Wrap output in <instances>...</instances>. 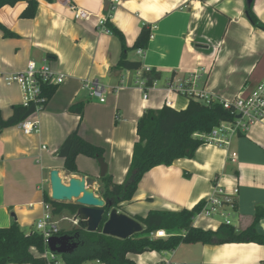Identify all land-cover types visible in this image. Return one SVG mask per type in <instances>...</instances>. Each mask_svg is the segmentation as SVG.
Masks as SVG:
<instances>
[{"label":"crops","instance_id":"obj_1","mask_svg":"<svg viewBox=\"0 0 264 264\" xmlns=\"http://www.w3.org/2000/svg\"><path fill=\"white\" fill-rule=\"evenodd\" d=\"M38 0L36 16L23 19L25 2L0 9V112L3 119L23 98L16 86H6L2 75L17 73L29 62L47 59L65 81L57 86L43 109L28 108L22 120L39 122V132L24 135L18 126L0 132V228L16 223L29 234L45 213L43 193L50 190L49 175L57 170L64 183L92 178L101 186L96 160L79 155L78 172L63 167L75 132L103 149L107 174L122 184L138 141L137 122L145 110H159L167 102L176 111L189 100L168 86L196 75V90L213 99L232 100L264 80V31L245 16L247 0ZM89 14L76 19L71 7ZM252 11L264 24V0H252ZM108 20L119 29L129 61L154 69L160 79L148 87L147 99L138 85L141 70L116 69L121 44L106 28ZM143 26L150 29L148 47L132 50ZM97 80L104 102L82 89L85 80ZM194 99V98H193ZM195 100V99H194ZM81 104V116L70 108ZM45 147V149H42ZM85 165V166H84ZM234 193L233 221L237 232L247 229L258 211L263 216L256 231L264 235V124L229 138L228 146L201 145L192 159L146 172L134 197L118 212L136 220L151 211L192 210L215 191ZM70 203H75L71 201ZM60 230L73 228L67 210L53 216ZM193 226L215 231L223 221L193 218ZM67 222L68 228L61 227ZM173 231L169 235H179ZM150 237V236H149ZM151 238V237H150ZM135 264H264V245L256 243L180 244L169 252L128 254ZM57 263V256L55 259Z\"/></svg>","mask_w":264,"mask_h":264},{"label":"trees","instance_id":"obj_2","mask_svg":"<svg viewBox=\"0 0 264 264\" xmlns=\"http://www.w3.org/2000/svg\"><path fill=\"white\" fill-rule=\"evenodd\" d=\"M18 2L27 4L21 18L33 19L36 16L38 0H0V9L4 6H14ZM245 16L254 27L264 31V24L252 11V2L246 6ZM105 26L121 44V56L115 68L141 70L140 62L127 59L128 48L122 32L108 20ZM0 29L5 36H13L1 24ZM149 39L150 29L143 26L131 49L145 50ZM142 78L146 79V86L151 87L160 79V73L154 69H142ZM56 88V86L44 88V96L47 99L44 106ZM81 108L82 105L78 103L70 110L81 116ZM27 110L28 108L22 105H14L11 107V115L6 120L0 112V132L21 122ZM231 119L230 111L218 100H210L205 104L191 98L186 109L180 111L167 105L159 110H145L137 122L138 141L133 146L131 164L125 180L118 185L113 183L108 174L100 178L101 198L118 209L121 203L130 201L134 197L138 183L146 172L157 166H170L177 160L192 159L197 149L205 143L202 136L209 135L220 122ZM103 154L102 148L90 144L75 132L69 142L63 167L66 171L75 174L78 172L76 159L79 155L97 160L103 158ZM43 200L50 206L53 216L59 215L63 210L75 216L79 208L76 203L53 201L46 192L43 193ZM203 202L200 201L192 210L151 211L145 218L137 217L136 220L143 225V231L125 240L102 235L101 227L96 232H87L84 223L79 221V227L69 231H59L58 236H73V242L78 245L77 250L72 254L60 256L62 262L63 264H135L127 258L128 254L169 252L180 244L191 243L264 245V235L256 231V224L263 216V212L258 211L253 223L241 232H237L234 227L227 224H221L215 231L205 230L194 227L192 221ZM157 230H165L168 233L178 230L181 234L170 235L165 239L150 238V234ZM44 252L42 237L37 232L32 231L27 234L16 223L7 228H0V264H47V260L43 257Z\"/></svg>","mask_w":264,"mask_h":264},{"label":"built area","instance_id":"obj_3","mask_svg":"<svg viewBox=\"0 0 264 264\" xmlns=\"http://www.w3.org/2000/svg\"><path fill=\"white\" fill-rule=\"evenodd\" d=\"M76 19L87 20L89 14L77 7L72 6ZM142 51L138 50V54ZM196 75L190 76L186 79L177 80L172 82L168 86V90L172 93H176L180 96L194 98L202 103H209L210 100H218L209 97L203 92L196 90L195 79ZM1 79L3 83L10 87L16 85L22 94V106L29 108L31 106L37 107V109H43L44 103L47 101L44 96V88L49 86L61 85L66 76L63 73L55 72L47 59H44L40 64L35 62H29L25 69L8 75H2ZM138 85L143 89V100L147 99L146 79L142 78L138 81ZM82 89H86L89 95L98 98L100 102H104L103 93L104 87L95 79L85 80L82 83ZM222 103L223 107L230 111L232 119L229 121L220 122V124L214 128L207 136H202L204 144L215 146H228L229 138L237 136L254 125L264 124V80L260 82L254 89L250 91L238 92L234 98L228 100H218ZM167 106H171L167 102ZM18 128L24 135H31L39 132V122L37 120H22L17 124ZM45 149V147H42ZM234 193H227L222 189L215 191L204 202L199 212L194 217L196 219H208L214 220L215 218H223L225 224L229 225L228 210L234 208ZM45 213L41 219H39L34 225V232L41 235L43 244L45 246V252L43 257L47 260V264H52L55 261V254L51 253L48 249L49 240L52 237H56L59 234V222L54 220L51 214L50 206L44 202ZM193 217V218H194ZM73 226L78 225V220H69ZM169 233L165 230H157L150 234L152 239H165L169 237ZM167 264V263H166Z\"/></svg>","mask_w":264,"mask_h":264},{"label":"water","instance_id":"obj_4","mask_svg":"<svg viewBox=\"0 0 264 264\" xmlns=\"http://www.w3.org/2000/svg\"><path fill=\"white\" fill-rule=\"evenodd\" d=\"M252 0H247L249 5ZM109 0L104 1V9H108ZM99 178L107 175V165L103 158L97 160ZM50 198L56 202L70 203L75 201L79 208L75 214L78 222H83L87 232H96L101 227V234L121 240L128 239L143 231V225L132 217L118 212L112 204L94 194L95 181L92 178H70L64 183L57 170L49 175ZM78 245L73 236L62 235L49 240L48 249L55 255L72 254Z\"/></svg>","mask_w":264,"mask_h":264},{"label":"rangeland","instance_id":"obj_5","mask_svg":"<svg viewBox=\"0 0 264 264\" xmlns=\"http://www.w3.org/2000/svg\"><path fill=\"white\" fill-rule=\"evenodd\" d=\"M85 166V165H84ZM95 192L97 193V194H101L102 193V187L101 186H95ZM46 193H48V195H49V197H50V190H47V192ZM228 214H229V216H228V218L227 219H229L231 222H234L233 221V216H232V211L231 210H228ZM217 220H219V221H225V219H223V218H217ZM60 226L61 227H66V228H68L70 225L67 223V222H62L61 224H60ZM64 231V230H63ZM54 262H56V261H52V264H63V262H62V259H61V257L59 256V255H57V263H54Z\"/></svg>","mask_w":264,"mask_h":264}]
</instances>
